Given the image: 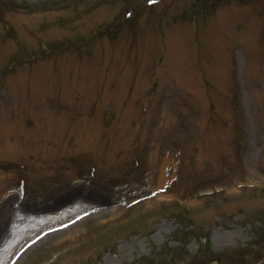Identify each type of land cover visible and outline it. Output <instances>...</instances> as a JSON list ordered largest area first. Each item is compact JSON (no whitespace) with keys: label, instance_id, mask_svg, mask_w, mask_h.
<instances>
[{"label":"rangeland","instance_id":"374dc122","mask_svg":"<svg viewBox=\"0 0 264 264\" xmlns=\"http://www.w3.org/2000/svg\"><path fill=\"white\" fill-rule=\"evenodd\" d=\"M263 24L264 0H0V264H264Z\"/></svg>","mask_w":264,"mask_h":264},{"label":"trees","instance_id":"16d2710c","mask_svg":"<svg viewBox=\"0 0 264 264\" xmlns=\"http://www.w3.org/2000/svg\"><path fill=\"white\" fill-rule=\"evenodd\" d=\"M216 5V4H215ZM206 6V4H205V1L203 2V7H205ZM208 8H210V5H209V7ZM131 17V14H128L127 12L124 14V19H126V18H130ZM133 22V20H129V21H125V23H132ZM107 29H109L110 31H108V32H114V31H119V30H122L121 28H115V27H108ZM107 32V33H108ZM120 32V31H119ZM105 34V31H103V33H102V35H104ZM82 38H79V35H76V37H75V39H73V40H70V39H68V38H65V40H62V41H60V42H58L57 43V45H60V46H63V45H65V46H68L70 43H75L76 41H79V40H81ZM74 40H76V41H74ZM60 46H58V47H60ZM57 47V48H58ZM205 85H206V87H208L209 85H211V82H209V81H206V83H205ZM93 108H94V106H92L91 107V110H93ZM189 169V168H188ZM188 174L189 175H194V172H193V170L192 169H189V171H188ZM260 237H263V234L261 233L260 234ZM260 239V238H259ZM264 244V237L263 238H261L260 239V241H254L253 243H252V245H255V246H262ZM241 250H246V249H240L238 252H240ZM237 252V253H238ZM165 260V259H164ZM264 262V261H263ZM162 263H164V264H171L172 263V261H169L168 263H167V261H163V259L161 258V257H159L158 259H156V260H152V261H149V260H147V261H144V262H142L141 264H162Z\"/></svg>","mask_w":264,"mask_h":264},{"label":"bare ground","instance_id":"6f19581e","mask_svg":"<svg viewBox=\"0 0 264 264\" xmlns=\"http://www.w3.org/2000/svg\"><path fill=\"white\" fill-rule=\"evenodd\" d=\"M229 20L230 22L232 21V18L230 16H229ZM262 30H264V24H263Z\"/></svg>","mask_w":264,"mask_h":264}]
</instances>
